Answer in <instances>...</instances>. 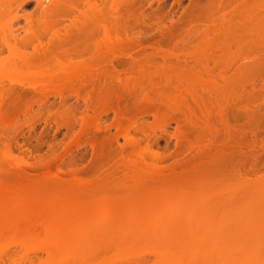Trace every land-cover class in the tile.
<instances>
[{"label": "rangeland", "instance_id": "obj_1", "mask_svg": "<svg viewBox=\"0 0 264 264\" xmlns=\"http://www.w3.org/2000/svg\"><path fill=\"white\" fill-rule=\"evenodd\" d=\"M3 1L4 0H0V46H1L0 90L2 88L4 89L7 87L13 88L14 86L15 88H18L16 87L18 83L28 84L29 80L32 79V77H30V79L26 78L25 76L26 70L21 65V58L23 57V55L25 53L32 52V50L30 47H24L19 45L20 43L18 41H24V40L35 41V39H33L31 35L34 33L36 34L41 33L42 26L44 25L42 22L38 23L39 20L41 21L42 18L41 17L39 18L40 7H37V3L35 0H15V1L11 0V2L9 3ZM45 1L46 0H44V3L47 4L48 2ZM133 1L131 0L129 2L132 3ZM138 1L140 3L136 4L137 7L136 5L135 6L133 5V7L137 9L144 8L145 14L149 13V16H152L150 15L151 13H156V14L158 13L157 15L161 18L159 12H164V15L167 16H165L164 18L162 15V19H164L163 28H161L162 24L161 26L159 25L160 22L158 20L159 17L157 16L154 18L152 16L153 21L154 19L155 21H159L157 22L158 24L156 23L157 26L159 25L158 27L153 24L152 27H150L152 29L148 30L146 28L148 31L147 32L145 29V27L147 26L144 27L137 25L138 27H136L135 31H138L139 27L140 29L144 27L143 29H145L146 31L145 33L152 34L154 38L156 36L157 39H159L158 41H160V36L156 35L160 32L159 30L163 29L162 30L163 34L164 32H170V31H166L167 27L170 28L173 25V23L174 25L178 23L179 26V23L182 22L180 23V26L183 28L182 35L180 36V38L174 36L173 39L175 38L177 39L174 40L173 44L170 45L167 49L173 50V54H177L178 52L185 50L187 53H193L194 55L192 56V58L189 57L182 58L183 56L182 57L178 56V58H176L175 60L170 59L165 62H163L162 59H159L160 57L158 58L157 55L155 60L152 61L153 64L157 63L155 65H158V63L159 64L165 63L164 65L177 67L178 64V66L179 65L183 66L184 69H192L195 66H197L200 62H205L207 59H211V57H216L219 49L218 50L215 49V45L216 46L219 45V47H222V45L220 44L225 40V38H228L229 33L232 31L231 27L234 28V26H232L233 24L232 25L230 24L233 21H230L229 23V26H231L230 28L227 26V23L222 24V19L220 17L221 14L216 15L217 17L214 18L215 20H213V22L211 21V23L203 22L202 25L192 24L191 26H189V24H187L186 21H188L190 18L193 19L191 17L192 16L191 14L194 13L192 12V8L196 7L195 6L196 0L195 1L192 0L193 2H191V0H137L136 2ZM198 1H197L198 8H196V10L198 9V11L201 10L205 11L208 9L211 10L214 7L216 8L219 7L218 5H220V3H223L222 6H225L229 0H198ZM243 1L246 3V6L249 5L250 7L252 5H255V0H246L247 2L245 0ZM258 1L256 2L258 3ZM42 2L43 0H41V3ZM129 2H126L128 4L127 6H130ZM229 9L230 8H227V11H229ZM42 11L43 10H41V12ZM188 13H191L189 14L191 15L189 19L185 18V16H187ZM238 16L237 18L233 17V19L235 18L233 22L234 25L236 26L235 32L237 33L238 36L236 34L234 35L237 36V38L241 36L240 32L246 30L243 25V20L240 21V19H238ZM27 18H29L30 19L29 21L32 23L31 24L29 21L28 22L30 24L27 23L29 26H31L30 28L26 24ZM217 18L218 20H216ZM231 18L232 17H230V19ZM252 19L254 20V17ZM50 20L52 21V19ZM253 20H251L252 22L251 21L248 22L249 20L246 21L250 25V23L254 24ZM146 22H148V20H146ZM170 22L172 23V25ZM247 22H245L246 23L245 26L247 25L246 27H248ZM261 22L263 21H260V23ZM189 23H192V20ZM174 25L171 27L170 30H173L172 28L176 27ZM180 26H179V30H180ZM255 26H253L252 29H250L251 27L249 26L250 28L248 27L247 29L254 31ZM159 27L161 29L158 30ZM256 27L255 28L257 30L258 25ZM43 28L45 29V27ZM50 28L52 29V27ZM50 28L49 30L51 31ZM175 29L177 30L178 28H174V30ZM50 31H48V33ZM178 31L177 33L180 35L179 32L181 30L179 32ZM48 33L47 35H45L46 37H43L45 39L42 38V41L46 42L49 39L48 37H50L51 33L49 34ZM177 33L174 31V35H177ZM230 35L234 36L232 35V33ZM165 36H167V34ZM244 36H246V38L248 37L247 35ZM253 36L256 37L257 34L256 36L252 34L251 38H253ZM129 38H131V36ZM164 38L166 39L167 37H163V40ZM240 38L243 39L244 37L242 36ZM150 40H152V38H150ZM155 40L156 39H153L152 41ZM4 41H6L9 44V47H5L3 45ZM237 41L238 39H236V43ZM239 42H243L242 44H239L240 46L245 45L247 43L248 45L251 44V43L249 44L250 41L249 42L239 41ZM255 43H259V42L258 41L256 42L255 40ZM222 44H224V42ZM252 45L253 44H251V46ZM224 48L225 47H223L221 50L223 51ZM237 48L238 47H236V49ZM254 48H252V50ZM231 49H233L232 45H231ZM244 50L245 49L243 48L241 51ZM232 51H234V49ZM139 52L141 53L144 52V53L141 54ZM139 52H138L139 55L134 54L133 58L136 59L138 57L141 58L140 55L145 56L146 58L148 57L146 55L148 53L150 55L152 51L146 48L144 49V51L140 50ZM232 54L234 55L233 52ZM232 54L230 55L232 56ZM236 55L239 56L240 53L238 54L236 53L234 56ZM217 58H219V56ZM121 60H122L121 62L126 61L125 63H127V67L128 64L131 63L129 59L126 60L121 59ZM138 60H142V59L138 58ZM250 60H248V65H245V67L249 66L246 67L248 69L250 68V64H251V69L253 66L252 63L249 64ZM217 62L219 67L220 60L218 59ZM232 62H234L235 65L231 66L226 63L227 66L225 65V67H223L224 71L223 74H221L220 76L226 79H230L232 76L233 78H237L236 79L237 81L240 80L239 82H237L238 85L236 86V92L237 91L240 92L242 88L246 89L247 92H250L251 88H255L256 90L258 86L261 85L263 86L264 73L262 75L260 74L264 72L260 70L261 68L264 70V67L262 66L263 63H261L262 65H258L262 67L261 68L259 67V70L261 71V72L259 71L260 72L259 76L257 75L258 73L257 74L255 73L257 75L256 78L255 76L254 77L252 76L253 78L250 79H242V78L238 79L240 78L239 74L242 71L238 72L239 70L237 71V69H239L242 65L244 66V64H247V62L246 60L245 61L242 60L241 57H238L236 61L234 60L231 61L230 63L232 64ZM116 64L117 62L114 63V65ZM210 67L212 68V63L210 64ZM226 67L227 69H225ZM255 67H257V65ZM236 72H238L239 74L235 76ZM256 72H258V70ZM249 75H254V74L251 73ZM249 77L251 76H248V78ZM216 78L217 80L216 79L215 80L217 81L219 86L215 88L213 87L211 82L212 78L209 77H204L202 81L203 83L200 82V84H204L205 87L207 86V88L210 89H207L205 87L203 88V86L201 87V85L198 84L196 81L192 84V88L195 91L194 93L197 96H199V99H202L206 107L210 106L209 102L212 101L213 96L220 94V92L223 91L221 87L223 85L222 82H220V77H216ZM103 80H102L103 82L102 85H105L104 82L106 78ZM252 81L253 82L255 81V83H253ZM110 82H111L110 79L107 78L106 85H109ZM261 82L263 83L259 85V83ZM32 83L35 82H31V84ZM250 83H253L252 85L255 84V86L251 87ZM113 84L114 83H112V85ZM176 84L177 83H175L174 85ZM114 85L115 88H111L112 90L114 89L112 93H114L113 95H115L116 97L119 96V101L121 100L120 96H122L121 97L122 100H126L127 103L129 102V100L130 102H133L132 101L133 97L129 96L128 97L129 99H127L126 97L127 91L126 93H124L123 91H121L120 86H117L116 84ZM105 88L108 90L109 87L108 88L105 87ZM107 90L106 93L104 91V93H102L101 96L105 97L108 94ZM142 93L154 94V92H151L149 89H145V91ZM178 93L183 94L185 96L183 89H180ZM83 94L84 93H81V96H83ZM127 95H129V93ZM114 99L115 98H113V100ZM194 99L199 100L197 97H195ZM260 99L261 98H259L258 100V97L256 99L254 98L251 102L255 100L256 102L254 101L255 102L254 105L256 104L257 106H259ZM115 100H118V98H116ZM157 103L158 102H156V104ZM226 103L227 105H229L231 101L228 99ZM63 106H65L64 110L68 108L69 109V110L67 109L68 112H70L71 114H73L74 117L77 118L78 122L74 124L72 130L57 128L59 127L57 125L58 119L54 115L52 116V111L53 113L60 111L63 109ZM190 106L193 108L195 107L192 101H190ZM84 107H85L84 101L81 98L77 99L75 97V94L68 91L63 93L62 98H59L57 96L56 97L50 96L47 100L44 101V103L40 107L32 106L31 110L27 112L24 116L19 115L16 121L10 120V123L12 125H10L9 129H6V134L7 136L8 135L14 136V139H17L15 140L16 143H19L20 145L22 144L21 147L19 144H17L20 147V148L17 147V150L18 149L21 150L19 151L14 150L13 156L17 157L18 159L23 158V160H26V162L23 163L21 161H18L17 159L10 161V160H6V158L3 157L0 163L1 169L3 170L5 169L6 166L11 164L12 165L11 167L13 168L18 165L20 166V168H22V170L25 171V173L26 172L30 173L31 168L30 169L27 168L30 167L27 165L28 163L30 164L33 163L32 166H35L34 162L35 163L37 162L38 164L41 161L42 163L43 161L45 163H48L49 160L50 161L49 163H52L53 161L52 158H54L55 161V159H58L59 155L61 156L59 158L62 159L60 161L61 163L58 161L55 162H57V165H59L62 170L67 171V169L71 166L70 168L78 172L80 171V168L82 167L84 168V166L85 168L91 166V164L93 163L92 161L93 158H91L93 157L92 156L93 154H91V152L93 153V150L89 145L83 144L84 141H87L89 138L87 139V137L84 136L81 139V146L79 148H75L69 143L73 140L72 137L74 138L75 133L79 132V128H80L79 125L81 122L80 117L83 113ZM164 107L163 109H165ZM89 114L91 113L89 112ZM213 115L214 114H212L211 116L212 118L211 122L213 126H215V129L217 130L218 134L216 133V131L213 132L212 130L210 136L209 134L206 133L208 136L205 135L206 136V137L204 136L205 139L201 138L199 140L200 145L194 146L192 148L187 146L188 147L187 149L186 147H184L185 145H183L184 140L182 139L176 140L174 137V135L176 134V127H177L176 123L170 122V124L164 129V131L162 130L154 131L153 128H151V125L153 123V118L151 115H143L141 118L139 117L135 119L136 126L141 124L142 126L141 125L140 126L142 129L140 128L139 130L141 131L137 130L135 131L136 133L134 132L135 133L134 138L139 143L140 148L136 150V156H132L131 160L135 161L138 165L136 170L139 173V178H138L139 181L142 180V185H140L139 187L138 190L139 195L136 198L131 199L130 201L126 202L123 206H120L118 208L112 207L113 203L105 197V195L103 194L102 187L99 188L100 185H104L105 187L110 186L112 184H115V182H120V180L124 178L122 173L124 168L123 165L121 164L120 161L121 159L120 157H118V154H115V156L118 158L115 157L116 158L115 159L113 156L112 157L113 159L107 161L109 163L107 162L103 163L105 164L104 166L102 164L104 169L100 173H89V172L83 173V171H81L77 173L75 178H73L70 175L61 176L58 173H56L54 170H52V174H56V177L50 176V178L48 179L45 178L42 183L46 185L43 186L40 185V187L42 186L40 189H37L36 192H32L26 198L24 197V191L29 189V186H31L29 185L30 181L34 180L33 183L42 181V178H40L42 176V174H40L41 168L40 169L37 168V170H40L38 171L39 173H36L37 170L35 171L36 174H40L38 177H34L35 174H32V176L34 175L33 176L34 178H30V177H27V179L23 178L25 180H22L21 182H16L14 180L10 181L6 179L3 180L0 175V252H4L5 250L1 251L2 248L8 245L6 251L8 258H2L3 260L1 259L2 262H0V264H123V262L130 263V261L138 257L145 258L146 259L145 264H211V263L231 264L232 261L235 258H237L236 257L237 254H239L240 256L239 258L241 260L242 255H240V253H237L238 251L235 253V251L231 249V254H230V248H224L226 251L223 250V247L219 248V246H217L216 244V239L214 238V236H216V234L219 235L224 232H227L229 235H236L241 238L243 236L240 235L249 236L251 234L259 235L264 233V204H262L264 203V170H262L263 168L256 169V171L258 170L259 173L257 172L255 173L257 174L258 177H260L259 179H257L258 177L256 175L255 176L257 178H255V176L253 177L254 172L252 175L250 173L249 176L251 178L249 177L250 181L247 179L248 182H242L241 178H240L241 180H239V178L235 177L234 173L229 172L230 170L229 167H227V169L224 170L223 168L222 170L221 169L216 170L217 166L213 165L211 162H209V159H207L209 156L208 150L205 149L204 146L207 145L209 146L208 148H211L213 143L216 142L218 137H219L218 139L220 140L219 141L220 144V142L225 139L224 138L225 135L224 136L222 135L223 132L221 126L220 124H218V122H216L217 119L215 115L214 117ZM98 121L100 122L101 126H107L108 124L111 125L115 121V116L113 115V113L110 112L102 115ZM192 121L196 122L194 119H192ZM29 122H31V125L32 122H34L33 124H35L31 127L32 129H28ZM181 122L183 123L180 124V126L189 123L186 118H183ZM240 122H241L240 125H242L243 124L242 121ZM142 130L144 132H142ZM15 132L18 133V136L17 134L15 136ZM245 132H246L245 134L243 133L241 135V139L237 140V142L240 141L237 143L238 145L234 144V146L241 147L242 150L240 149V151H243L246 158V164L245 162L242 163L239 161V163H242V167L240 168L243 169V166L247 165L249 171L252 170L254 171L255 168L253 167L256 164L253 163H257L258 162L257 159L259 160L261 159V162L263 161L262 164H264V149L262 150L259 147L262 141H264L262 140L264 136L262 137L263 133L256 134V136L255 135L253 136V133L248 132L247 130ZM101 133L100 135L107 136L106 137L107 139L109 138L111 139L112 136L111 141L116 140L113 141V144L115 146L114 152H116V150L119 154L122 151L123 152L125 151V153L129 152V149L124 150V148H126L128 144L127 140L125 141V139L122 138V135L117 134V132L113 128L109 129V132L108 133L106 132L107 134L106 133L101 134ZM249 133H251V135H249ZM215 134H217L218 137H216L217 135ZM221 135L223 136V139H221L222 138ZM113 136L116 138L113 139ZM213 136L216 138H214ZM26 139L30 143L27 142ZM146 140L148 141L146 142ZM226 140L227 139H225V142ZM67 141L68 143L66 146ZM145 142L147 145L145 144ZM225 142L223 141L222 144ZM115 143L116 145L117 143H119L118 146H116ZM28 144L30 147L28 146ZM35 144H37L35 146V149L37 151L33 149L34 148L33 146ZM123 144L125 146H123ZM250 144L253 146L251 147ZM68 145L70 148L68 147ZM216 145L218 147L221 144L218 145V143H216L213 146ZM122 146H123L122 151L121 152L120 150L118 151V149L121 148ZM147 146L149 147V149L150 147L153 148L152 151L154 150L156 152L158 151L159 153L162 154V156L165 155V157L168 158L164 160L162 164H160V167L163 168V170H161L162 178H157V177L149 178L147 176V173L152 172L151 169H149L146 166L147 163H149V156L143 153L145 160L144 162H142L141 159H139L137 156V154H140L142 150L148 148ZM64 148L65 150H63ZM65 151L67 152V156ZM211 151L213 150L211 149ZM236 151L238 153V150ZM19 152H21L24 155L22 156L21 153ZM62 154L65 155L62 156ZM52 155L54 156L52 157ZM27 156L30 157L29 160ZM31 157L34 159L32 160ZM80 157L83 159L82 161L80 160L81 159ZM235 157L236 156H234V158ZM240 157L242 158V156ZM240 157L238 156L239 159ZM255 158H257L256 159L257 162L256 160L254 161ZM73 159L74 160L76 159L75 160L76 163L75 161H73ZM118 159L120 160L118 161ZM252 159L254 162L252 161ZM72 162L74 163L75 166L74 165L72 166L73 164ZM49 163L47 165H49ZM54 164L52 163L51 165ZM42 165H44V163ZM251 165L253 169L250 170L249 168H251ZM54 166H56V164ZM219 167L221 168V166ZM258 167L260 168L259 164ZM112 176H114V178ZM28 178H29V182H28ZM128 182L129 181H127L125 184L127 185ZM33 185L34 184H32V187ZM58 185H63L66 188V190L69 192L66 194H61L50 191L52 188L49 189V186H58ZM56 188L57 187H55V189ZM186 189L190 190V193H188L187 196L183 195V192ZM76 191L78 192L85 191V192L84 193L81 192L83 195H80V194H76ZM216 199L221 201H233L236 203H244L245 205L251 204V207L249 205L245 206L243 204V205H235L234 208H228L226 210H217L212 207L213 204H208L209 201H212L210 203H213L216 201ZM161 200H164L165 202L164 205H160V206L158 205L159 208L155 207L154 209L152 204L154 202H159ZM151 206L152 208H150ZM164 214L171 215V219H160L159 222L156 224V227H151V226L149 227L147 225L148 223L153 222V219L157 215L158 218H161L164 216ZM116 218H118L117 221H115ZM212 218L214 219L213 222L210 220ZM168 220L172 221L171 225L170 224L165 225V223H162ZM112 221L114 222L113 224ZM133 221L138 222L136 224H139V226L141 224L143 231H138L141 229L140 227H138V225L137 227L140 229L136 228L137 229L136 230L135 228H133V226L136 225L133 224ZM117 224H120V227L115 226ZM26 226L28 227V229L23 228ZM33 247H34V251L32 249ZM213 249L215 251H213ZM220 249L223 250V252ZM218 251L220 254L218 253ZM232 251L235 254L232 253ZM216 253L219 255H217ZM49 255L52 258L51 261H49L50 260ZM233 255L235 256L234 259L232 258ZM0 256H3V254ZM200 258H202V260ZM252 258L253 260H251ZM252 258L250 259L251 261L250 260L248 262L242 261V263L237 258L238 261H236L235 264H237L238 262H239L238 264H263L262 262H264L263 253L259 254L257 251H255ZM230 259H232L230 261L231 263H229ZM221 260L223 261L221 262Z\"/></svg>", "mask_w": 264, "mask_h": 264}, {"label": "bare ground", "instance_id": "obj_2", "mask_svg": "<svg viewBox=\"0 0 264 264\" xmlns=\"http://www.w3.org/2000/svg\"><path fill=\"white\" fill-rule=\"evenodd\" d=\"M35 1L37 3V7H40L39 8L40 10L37 8L39 10V14L40 15L42 14L41 16L39 15V18L41 17L42 19L41 21L39 20L38 22V23L42 22L44 24L42 26V30H41L42 32L37 33V34L34 33L31 35L33 39H35V41H25V40L18 41L20 44L17 42L19 45L24 46V47H30L32 50V52L30 53H25L23 57L21 58V65L26 70V74H25L26 78L30 79V77H32V79L29 80L28 84L18 83L16 85V87L18 88H15L14 86L13 88L7 87L4 89L2 88L0 90V129H1L0 131V163L3 157H5L6 160H10V161L17 159L18 161H21L23 163L26 162V160H23V158L18 159L17 157L13 156V151L21 150V149L17 150V147L20 148L22 144L20 145L19 143H16L15 140L17 139H14V136H9V135L7 136L6 134V129H9L10 125H12L10 123V120L16 121L19 115L24 116L27 112L31 110L32 106L40 107L44 103V101L47 100L50 96H54V97L57 96L59 98H62L63 93L69 91L75 94V97L77 99L81 98L85 103L84 110L82 109L83 113L80 117L81 122L79 125L80 126L79 132L75 133L74 138L72 137L73 140L69 143L75 148H79L81 146V139L84 136H86L87 139L88 138L89 139L88 140L86 139L87 141H84L83 144L89 145L91 149L93 150V153L91 152V154H93L92 155L93 157H91L93 158L92 159L93 163L91 164V166L88 165L89 167L85 168V166L83 165L85 169L82 167L80 168V171L78 172L83 171V173L84 172L100 173L104 169L103 166L105 164L103 163H106L107 161L113 159L112 158L113 156L115 158L116 157L115 154H118V157H120L121 159V160L118 159V161L120 160L121 164L123 165L124 170L122 173H123L124 178L121 179L120 182H115V184H112L110 186H106V187L104 185L99 186V188L102 187L103 194L105 195V197L113 203L112 207L114 208L123 206L126 202L130 201L131 199L136 198L139 195L138 190H139L140 185H142V180L139 181L138 179L139 173L136 170L138 165L135 161L131 160V157L136 156V150L140 148V145L134 138V135L136 133L135 131L139 130L142 125L140 124L141 126L140 125L136 126L135 119L139 117L141 118L143 115L152 116L153 123L151 125V128H153L154 131L155 130L164 131V129L170 124V122L176 123L177 127H176V134L174 135V137L176 140L178 139L184 140L183 145H185L184 147H186L187 149L188 148L187 146L192 148L194 146L200 145L199 140L201 138L205 139L204 136L207 134H209L210 136V133L212 132V130L213 132L216 131V133L218 134L217 130L215 129V126H213L211 122V119H212L211 116L212 114H214L217 119L216 122H218V124H220L221 126V129L223 132L222 135L223 136L225 135L226 137L224 136V138L227 139L226 140L227 143L225 142V139H224L220 142L221 144L220 145L219 144L220 140L218 139L219 137L217 134H215L217 135L216 137L218 138L217 140L214 139L216 140V142H214L213 145L218 143V145L220 146L217 147V145L216 146L212 145L211 148H208L209 146L207 145L204 146V148L208 150L209 156L207 159H209V162H211L213 165L217 166V167L215 166L217 168L216 170H220V169L222 170V168L224 170V169H227V167H229L230 169L229 172L234 173L235 177L239 178V180L242 179V182H248V180L251 178L249 176L250 173L252 175L254 172L253 177L255 175L257 176V174L255 173V172L259 173L258 170L256 171L257 168L258 169L263 168L262 170H264V164H262L263 161L261 162V159L259 160L257 158H255L254 161L257 159L258 162L260 161L261 163L260 162L258 163L257 160H256L257 163H253V164H256L253 167L255 168L254 171L253 170L249 171L247 165L246 166L244 165L243 169L240 168L242 167L243 162H245L246 164V158H245L243 151H240L241 147L234 146V144L236 145L238 142H240V141L237 142V140L241 139V135L243 133L245 134L246 130L248 132L253 133V136L254 135L256 136V134H261V133H263L262 137L264 136V100H263L264 84L263 86L261 85L264 81L259 83V85H261L262 87L258 86L257 88L258 90L257 89L255 90V88H251L255 86V84L252 85L253 83H255V81L254 82L252 81L253 83H250L251 85L250 92H247L246 89L244 88H242L240 92L239 91L236 92V86L238 85L237 82H239L240 80L237 81L236 80L237 78H233L232 76L230 79H226L220 76L221 74H223V71H224L223 67H225V65L227 66V64L231 66L235 65L234 62H232V64L230 62L234 60L236 61L238 57H241L242 60L244 61L246 60L247 62V64H244V66L242 65L239 69H237V71L239 70L238 72L242 71L240 72V74L236 72L235 76L239 74V77H240L238 79H241V78L250 79V78H253L254 76L256 78L257 75L259 76L260 74L262 75L264 73V72L260 73L261 72L260 70L264 71L261 68L262 66L264 67V54H263L264 53V26H263L264 25V0H259V1L255 0V5H252L250 7L249 5L246 6V3L243 0H229L225 6H222L223 3H220V5H218L219 7L217 8L214 7L215 9L212 8L211 10L208 9L205 11L201 9H199L201 11H198V9L196 10V8H198L197 3L199 2L198 0H196V4H195L196 7L194 6L195 8H192V12L194 13L192 14L188 13L187 16H185V18L189 19V17L192 15L191 17L193 19L190 18L192 20V23H189L191 21L190 19H189L190 21L188 19H187L188 21L184 19L187 22V24H189V26H191L192 24L202 25L203 22L211 23V21L213 22V20H215L214 18L217 17L216 15L221 14V16L220 15L219 16L222 19V24L227 23V26L230 28L231 27L229 26L230 21L234 22L235 18H237V16L239 15L238 19H240V21L243 20V25L246 29L243 32H240L241 36L240 35L239 36L240 37L243 36L244 37L243 39H246V40H243L240 37L237 38L238 35L235 32L236 26L234 25L233 22H231L230 24L231 25L233 24L232 26H234V28L231 27L232 31L229 33V36H228V38L230 39L225 38V40L223 41L224 44H222L223 42L220 44L222 45V47H219V45L217 46L215 45V49L217 50L219 49L217 56L211 57V59H207L205 62H200L197 66H195L192 69H184L183 66H180V65L178 66V64H177V67L170 66V65H164L165 63L164 64L158 63V65H155L157 63L153 64L152 61L155 60L157 55H158V58L160 57L159 59H162L163 62L170 60V59L175 60L176 58H178V56H181V57L183 56L182 58H185V57L192 58V56L194 55L193 53H187L185 50L180 51L177 54H173V50L167 49L170 45L173 44L174 40H176L177 38H180V36L182 35L183 28L180 26V23L182 22L179 23L181 31L179 30L178 23H176L177 25L176 24L174 25L173 23V25L176 26L174 28H178L177 30L176 29L174 30V28H172L176 33L179 30L180 32L179 31L178 32L180 33V35L178 33L177 35H174V31L170 30L171 27L173 26L172 23L170 22L172 25V26L170 25L171 26L170 28L164 27L166 28V31H170V32H164L165 35L167 34V36H165L162 33L163 29H161L163 28V22H164V19H162V15L164 18L167 15H164V12H159V15L161 16L160 18L157 15L158 13L157 14L151 13L150 15H152L154 18L158 16L161 19L160 20L158 18V20L161 23L159 21H155V19L153 21L152 19L153 17L149 16V13L145 14L144 8L137 9L133 7V5L135 6L137 3H140L139 1L136 2L137 0L136 1L134 0L136 3L133 0H132L133 1L132 3L129 2L131 0L129 1L127 0L126 1L125 0H46L48 2L47 4L44 3V0L42 3H41V0H35ZM256 1H258V3ZM3 2L9 3L11 2V0H4ZM126 2H129L130 6H127L128 4ZM191 2L193 1L191 0ZM227 8H230L229 11H227ZM41 10L43 11L41 12ZM220 17H219V20H220ZM230 17L232 18L230 19ZM233 17L235 18L233 19ZM253 17H254V20L252 19ZM255 18L258 19L259 21L256 20ZM50 19H52V21ZM29 20H30L29 18L26 19V24L31 23ZM146 20H148V22H146ZM216 20H218V18ZM246 20L247 21L249 20L248 22L253 20L254 24L250 23L249 25V23ZM260 21H263V22L260 23ZM157 22H159L160 26L162 24V27L158 28V30L161 29L159 30L160 32L159 33L156 32L158 33L156 35L160 36V41H158L159 39H157L156 36L154 38L152 34L145 33L147 29L148 30L152 29L150 27H152L153 24L157 26L158 24ZM245 22H247L248 27L249 26L251 27V28L249 27L250 29H252V27L257 24L258 29L256 30L257 25L255 26L256 28L254 27L255 32L253 30L247 29L248 27H246L247 25L245 26L246 24ZM149 23L151 24V26ZM137 25L144 26V27L147 26L145 27V29L147 28L146 31L145 29H143L144 27L141 28L143 30H141L139 27L138 28L139 30L137 29L138 31H135L136 27H138ZM48 26L52 27V29ZM28 27L30 28L31 26L28 25ZM43 27H45V29ZM49 28L53 32H51ZM48 31H50L49 33H51L50 37H48L49 39L47 38L48 40L44 42L42 41V38L46 37L45 35H47ZM231 33L232 35L234 34L237 35V36L234 35L235 38L238 39L237 43H236V39L234 38V36L230 35ZM255 33L257 34V36ZM243 34L247 35L248 37L246 38V36H244ZM252 34L255 35L256 37L253 36V38H251ZM130 36L131 38H129ZM174 36H176L177 38L173 39ZM163 37H167L166 38L167 40L165 38L163 40ZM150 38H152V40L156 39L157 41L156 40L152 41L150 40ZM149 40L152 42H150ZM253 40H254V43H253ZM255 40L256 42L258 41L259 43H255ZM239 41H247V42L250 41L249 44L251 43L254 46L253 45L251 46V44L248 45V43L245 44L248 47L245 45L240 46L239 44H242L243 42H239ZM3 45L5 47H9V44L6 41L3 42ZM231 45L234 51H232L233 49H231ZM223 47L225 48L222 51L221 49ZM236 47L238 48L236 49ZM146 48L152 51L150 55L149 53L146 55L148 57L145 58V56L140 55L141 58L140 57L138 58L142 60H138V58L137 59L133 58L134 54L139 55V53H141L139 51L140 50L144 51V49ZM243 48L245 50L247 49L246 53H245V50L241 51ZM252 48H254L255 50L254 49L252 50ZM0 49H1V46H0ZM230 51H232L234 55L236 53L237 54L240 53V55L234 56L232 52ZM219 52H220V55H219ZM227 53L232 54V56ZM218 56L219 58H217ZM121 59H124V60L129 59L131 63L128 64V67H127V63H125L126 61L121 62L122 61ZM218 59L220 60L219 64L221 65V67L220 65L218 67V62H217ZM248 60H250L249 64L252 63L253 66L257 65V67L254 66L255 69L253 68V66L251 69V64H250L249 69H251L252 72L251 70L246 68L249 66L245 67V65H248ZM227 61L228 62L230 61V62L228 63ZM115 62H117L116 65H114ZM209 62L212 63V68L210 67L211 63ZM261 63H263V65ZM258 65H262V66L260 67ZM259 67L261 68L260 70H259ZM225 69H227V67ZM257 70L258 72H256ZM250 72L254 75H249L251 74ZM255 73L256 74L258 73V74L256 75ZM248 76H251V77L248 78ZM204 77L212 78L211 82L214 88L219 86V84L216 81L217 80L216 77H220V82H222V85H223L221 86L223 91L220 92V94L213 96L212 101L209 102V105H210L209 107L205 106L202 99H199V96H197L194 93L195 91L192 88V84L195 81L198 84H200V82L203 81ZM105 78H106L104 82L105 85H102L103 83L102 80ZM107 78H109L112 83L116 84L117 86H120L121 91H123L124 93H126L127 91L126 93L127 99H129L128 97L131 96L133 97L132 99L133 102H130L129 100L130 103L129 102L127 103L126 100H122L121 98L122 96H120L121 100L119 101V96L117 95L118 97H116L115 95H113L114 93H112L114 89L112 90L111 88H115V85L114 84L112 85L111 82L109 85H106ZM31 82H35V83L31 84ZM175 83L177 84L174 85ZM200 85L201 87L203 86V88L205 87L204 84H200ZM103 86L107 88L109 87L108 90L110 91H108ZM205 88H207V86ZM104 89H106L107 93L109 94V95L107 94L105 97L101 96L102 93H104V91L106 93V90ZM145 89H149L151 92H154V94H150V93L143 94L142 92H144ZM180 89H183L185 96L183 94L178 93ZM207 89H210V88H207ZM81 93H84L83 96H81ZM128 93L129 95H127ZM195 97H197L199 100H195L194 99ZM257 97H258V100L259 98H261L259 106H257L256 104L254 105V103L256 102L255 100H254L255 102L254 101L251 102L254 98L256 99ZM113 98L115 99L118 98V100H115V99L113 100ZM228 99L231 101L229 105H227L226 103ZM121 101L125 103H122ZM190 101H192V103L194 104L195 106L194 108L190 106ZM156 102L158 103L156 104ZM160 104L163 107L165 106L164 107L165 109H163V107H161ZM64 107L65 106H63V109L60 111H57L54 113L52 111V116L54 115L58 119L57 125L59 127L57 128H64L66 130H70V129L72 130L74 124L78 122L77 118L74 117L73 114L68 112L69 110L68 108H67L68 110L66 108H65L66 110H64ZM89 112L91 114H89ZM110 112L113 113V115L115 116V121L111 125L108 124L107 126H101L98 120L100 119L102 115L110 113ZM183 118H186L189 123L183 124L182 126H180V124L183 123L181 122ZM192 119H194L196 122L192 121ZM240 121H242L243 123L242 125H240L241 123ZM33 123L34 122H32V125H31V122H29L28 129H32L31 127L35 125ZM111 128H113L117 132V134L122 135V138L125 139V141L127 140L129 145L127 144V147H126L127 149L124 148V150L129 149L128 153H125V151L124 152L122 151L123 146H125L124 144L121 148L118 149V151L119 150L120 152L122 151L120 153L121 155L117 152V150L116 152H114L115 146L113 144V141H116V140L111 141L112 136H111V139L109 138L110 139L109 140L106 138L107 136L100 135L101 132H102L101 134L106 133V132L108 133L109 129ZM143 130L142 132H144ZM260 131H263V132H260ZM251 133H249V135H251ZM16 134L18 136V133L15 132V136ZM148 136H145V137H148ZM223 136L221 139H223ZM114 138L116 137L113 136V139ZM262 140H264V138H262ZM147 141L148 140H146V142ZM223 141L225 143L222 144ZM27 142L29 141L27 140ZM27 142H26V145H27ZM67 143L68 141L66 142V146H67ZM17 144H19L20 147ZM118 144L119 143H117L116 145L115 143L116 146H118ZM36 145L37 144L33 146L34 147L33 149H35ZM250 146L252 147L253 145L250 144ZM259 147L262 150L264 149L262 148L264 147V141H262ZM211 149L213 151H211ZM63 150H65V148ZM67 150H70V149H67ZM152 150L153 148L150 147L149 149L148 147L142 150L140 154H137V156L139 159H141L142 162L145 161L144 154L149 156V163H147L146 165L152 171L150 173H147V176L149 178H153V177L162 178L161 170H163V168L160 167V164H162V162L168 158L165 157V155L162 156V154L159 153L158 151L156 152L155 150L154 151ZM236 150H238V153ZM21 155L23 156L24 154L21 153ZM63 155L65 154H62V156ZM53 156L54 155H52V157ZM66 156H67V152H66ZM234 156L236 157L234 158ZM238 156L239 157L242 156V158L240 157L242 161L238 158ZM59 157L61 156L59 155ZM59 157H58L59 160L55 159V161L60 162L62 159H60ZM27 158L29 160L30 157L27 156ZM33 159L34 158H32V160ZM52 159H53L52 163L53 164L55 163L56 166H54L55 164L51 165L52 163H49L50 161L48 159L47 160H48L49 165H47L48 163H45L44 161H43L44 165H42L43 164L42 161L39 164L37 162L36 163L34 162L35 166H32L33 163L31 164L28 163L27 165L30 167H27V168L28 169L31 168L30 173H27V172L25 173V171L22 170V168H20V166L18 165L13 168L11 167L12 165L9 164L10 166L9 165L6 166L5 169L3 170L1 169V165H0L1 178L3 180L6 179L10 181L14 180L16 182H21L22 180L27 179V177L34 178L42 174V176L40 177L42 178L41 182L33 183L34 180H31L32 182L30 181L29 185L31 186H29V189L24 191V197L26 198L32 192H36L37 189H40L43 185H46L42 183L45 178L48 179L50 178V176L56 177V174H52V170H54L56 173H58L61 176L70 175L73 178L76 177L78 172L70 168L71 166L70 167L68 166L69 168L67 169V171L62 170L61 167L57 165V162L54 161V158ZM75 160L73 159V161ZM80 160L82 161L83 159L81 158ZM234 161L237 163V165ZM239 161L242 163H239ZM63 164H64V161H63ZM232 164H234L235 167ZM258 164L260 168L258 167ZM73 165L74 163L72 164V166ZM31 166L34 167L35 169L32 168ZM219 166H221V168ZM236 167L237 168L239 167L240 169L239 168L237 169ZM37 168L38 169L41 168L40 174H36V173H39L38 171H40V170H37ZM253 168L251 165V168L249 169L251 170ZM32 174H35V176L33 175L34 176L33 177ZM256 176L255 178L258 177ZM112 177L114 178V176ZM259 178L260 177H258L257 179ZM127 181L129 182L126 185L125 183ZM28 182H29V178H28ZM61 183H64V182H61ZM32 184H34L33 187H32ZM40 185L42 186L40 187ZM55 187L57 188L55 189ZM63 187H64L63 185L49 186V189L52 188L50 191L61 193V194L68 193L69 191H67L66 188L64 187L65 188L64 189ZM186 190L184 191L185 193L183 192V195L185 196H187V194L190 193L189 189L187 191ZM81 192L84 193L85 191H81ZM81 192L76 191V194L83 195ZM210 202L212 201H209L208 204H213L212 207L217 210H226L228 208H234L235 205L244 204V203H236L233 201H221L218 199H216V201L213 203H210ZM164 203H165L164 200H161L159 202H154L152 206L155 209V207L157 208L158 205L159 206L164 205ZM246 205H249V204H246ZM152 206L150 208H152ZM249 206L251 207V204ZM189 215H190V212H189ZM117 219L118 218H116L115 221H117ZM160 219H171V215L164 214V216L161 218H158V215H157L153 219V222H150L151 224L148 223L147 225L149 227L150 226L156 227V224L159 222ZM210 220L213 222L214 219L212 218ZM113 223L114 222L112 221V224ZM136 223L138 222L133 221V224H136ZM162 223H165V225H168V224L171 225L172 221L168 220ZM137 225L141 229L138 228ZM115 226L120 227V224H117ZM23 228L28 229L27 226ZM133 228L135 229L138 228L140 229L138 231H143L141 224L140 226L139 224H136L133 226ZM240 236H243V237L240 238L239 236L229 235L227 232H224L219 235L216 234L214 238L216 239V244L217 246H219V248L223 247V250H225L224 248H230V254H231V249L234 250L235 253L238 251L237 253H240V255H242V258L240 260L239 254H237L236 257L241 261V263L242 261L248 262L253 257V254L255 251H257L259 254L260 253L264 254V233L259 234V235L251 234L249 236L248 235L247 236L240 235ZM203 237H200V238H203ZM203 242H204V239H203ZM34 247L32 248L33 251H34ZM7 248H8V245L2 248L1 251L3 250L5 251L0 252V255L3 254V256H0V262H2L1 261L2 258H8V255L6 254ZM223 250L221 251L223 252ZM213 251L215 250L213 249ZM232 253L234 252L232 251ZM49 258H50L49 261H51L52 259L51 256ZM140 258L142 257H138L136 259L134 258L135 260L132 258L133 260L130 261V263L123 262V264L124 263L125 264H145L146 259L145 258L140 259ZM232 258L234 259L235 256L233 255ZM237 258H235L232 261V263L230 262L232 259H230L229 263L233 264L234 262L235 264V262L238 261ZM200 259L202 260V258ZM251 260H253V258ZM222 261L223 260H221V262ZM185 262H186V259H185ZM262 263L264 264V262Z\"/></svg>", "mask_w": 264, "mask_h": 264}]
</instances>
